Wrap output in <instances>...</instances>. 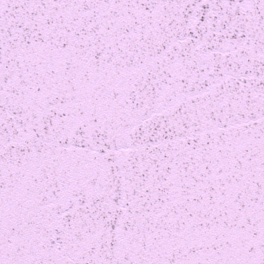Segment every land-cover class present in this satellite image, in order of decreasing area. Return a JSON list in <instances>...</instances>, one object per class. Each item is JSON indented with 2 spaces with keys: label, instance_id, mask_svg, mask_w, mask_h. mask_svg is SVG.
I'll list each match as a JSON object with an SVG mask.
<instances>
[{
  "label": "snow or ice",
  "instance_id": "1",
  "mask_svg": "<svg viewBox=\"0 0 264 264\" xmlns=\"http://www.w3.org/2000/svg\"><path fill=\"white\" fill-rule=\"evenodd\" d=\"M0 264H264V0H0Z\"/></svg>",
  "mask_w": 264,
  "mask_h": 264
}]
</instances>
